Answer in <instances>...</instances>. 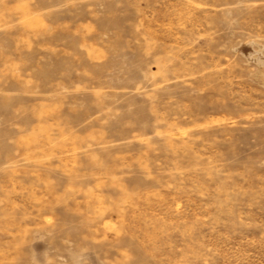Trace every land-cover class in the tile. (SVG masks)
<instances>
[{"label":"rangeland","instance_id":"1","mask_svg":"<svg viewBox=\"0 0 264 264\" xmlns=\"http://www.w3.org/2000/svg\"><path fill=\"white\" fill-rule=\"evenodd\" d=\"M0 264H264V0H0Z\"/></svg>","mask_w":264,"mask_h":264}]
</instances>
